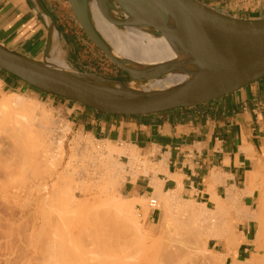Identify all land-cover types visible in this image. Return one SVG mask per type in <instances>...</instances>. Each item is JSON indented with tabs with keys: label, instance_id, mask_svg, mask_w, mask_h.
Here are the masks:
<instances>
[{
	"label": "rangeland",
	"instance_id": "obj_1",
	"mask_svg": "<svg viewBox=\"0 0 264 264\" xmlns=\"http://www.w3.org/2000/svg\"><path fill=\"white\" fill-rule=\"evenodd\" d=\"M68 8L70 9L69 14L66 11L65 7L63 8V11H64V24H65L64 27L71 28L73 33L72 34H68L67 39L69 40L70 43L68 44L69 45L68 46V52L66 50H64V60L62 59V62H64L65 64H67L70 68H72L74 70L81 71V72H86V73H91V74L101 75V76H106V77H113V76L115 77L116 76V77H119V78L120 77H122V78H124V77L125 78H130L131 77V73L130 72H128L126 69L120 67L117 63H114L111 60V59H115V61L116 60L119 61L118 56H117V59L114 56L116 54L114 53L113 50H112V53H110V57H111L110 60L111 61L109 59H108V61L109 62H113L114 63V66H116V67H112L111 64H109L105 59H103V57H101L99 55V52L91 45V43L86 39V37L84 36V34L82 33V31L76 25L78 23V20H77V18L75 16L73 10L71 9V7H68ZM84 17L88 20V22L90 23V26L92 27V29L96 33L95 34L96 37L99 36V35H101L96 30V27L93 25V23L91 21H89V19L86 17V15H84ZM78 39H79V41H78ZM82 43H83V45H82ZM98 50L102 51L101 48H99ZM152 73H154V72H152ZM2 91L3 92H6V93L16 92L19 95H24L28 99H31L33 101H38L41 104V107H43L46 110H50L49 112L52 114V116L53 117L54 116L56 117V118L55 117L54 118H55L57 124H55L53 126V128H52L53 129L52 131L54 132L53 133V138L55 139V141L53 139V142L58 141L56 143H57V146H58V143H59V145H61V151H62V153L60 152L59 147H57L55 145L56 143L52 144L53 146L52 145L50 146V153H51V155L49 156V158L50 157L51 158H50V160L48 158V160H47L48 162L45 163V165L47 164V166H50V167H45L44 164L42 166H38L40 164L37 163L36 165L38 166V169L39 170L41 169L40 170L41 173L39 171H36V174L37 175L40 173V175L35 176L36 178L37 177L39 178V176H40V178L39 179H36V180L38 181V180H40L42 178L43 179H45V178L47 179V177L49 176V173H52V171L54 172L57 169L60 170V171H62L61 168L64 167V171H63L64 172L63 173L64 174V177H63V174H62V177H61V179L64 178L63 179V183H62V180L61 181L59 180L60 182L58 181L57 184H56L58 186V188L56 187V185L54 186L53 198H49V200L52 199L51 202H50L51 205L49 203L48 204L50 206L44 205V204L47 203V201H48L47 200L43 204L44 208H42V205H39L40 207L37 206L35 209H32L31 208V205H29L30 203H28L30 201H27V200L30 199L29 196H32L31 194H33V192L32 193L30 192V195H29V192L27 190L29 183L26 184L27 183L26 182L24 184L25 188H26V185H27V188L25 189V191L23 190V188H24L23 185H22L23 188L20 187V185H21V183H20L21 181L20 180L21 179H23L25 181H30L29 180L31 178L30 172H32V171H29V170H31L30 167L28 169V166L27 165L24 164L25 167L22 165L27 170L26 172H25V170H23V172H22V171L19 170L20 167L16 165L19 169H17V167L15 166V169H17L16 170V174L14 172V174H12L11 177H10V175H8L10 178L7 175H3L2 174L3 172L0 169V180L4 183L3 185H5L4 186V190H3V195L4 196L2 195V197H1V194H0V205H1V207H0L1 208L0 209V214H1L0 217L3 214V216L5 218V219H3V216L1 217V222H2L3 225H5L6 222L8 223V221L10 222L9 219H11V220H14L15 219L16 222H17V224L14 223V222L13 223L16 224L17 227L19 226L18 229L21 227L20 225H22V227L20 228L21 231L19 230V234L22 232L21 234L23 235L26 232V234L28 236V233L30 232V229L32 227L31 224L36 221V224L35 225H37L38 223H39V225H41L42 224V220H43L42 217H44L46 215V213L48 215L53 214L55 212L58 213L60 211H62L60 213H64V211H63L64 208H65L64 207V204L65 203L67 204V202L70 201V198L68 196L71 195V192H69L71 190L72 193L73 192H76V193L80 194V195H78V197H79V199H81V202H80V205H78V207L76 208L77 215L78 214H87V215H90L89 216V220L88 221H83L79 225H76L75 224L76 226L74 225V222H73V224L71 226L74 225V227H71L70 226L72 233L70 232V234L68 233L65 236L63 235L62 237L64 239L63 238L61 239V234H60L61 232H62V234H64V231H62V229L64 230V227H63L64 221L62 222V224L61 223L59 224V225H62V226H58L57 225L59 227V229L62 227L60 229V231L58 230V227L57 226H56V229L55 230H57L58 232H55L54 229H51L52 230L51 231L50 228H49V230L51 232H53V233L55 232L54 234H56V237L57 236L59 237V235H60V239L62 241L64 240L63 242L61 241L63 243L62 246L64 245V248H65L64 249V252L65 251H68V252H66L67 253V256L68 257L71 256V258L73 260H75V261H73L70 258L72 260V263L73 264H75L76 261H78V263L81 262V264H82L85 261L83 259H86V257L88 255L89 256L90 255H93V257H94V254H95V256L96 255H99L98 257L96 256L98 259H101V257H102V259H101L102 261H103V259L105 260V257H106V260L105 261H107L108 259H110V260H113V259L117 260L118 259V261H119V259L120 260H123V258L126 259V260L128 258L131 259L134 256L136 257V256L141 255L142 253H144V255H147L149 253L151 254V252H152V254H154V253L156 254V252H159V251H156L157 250V247H158V250L160 248V245L155 248V246L158 245L157 243H158V240L159 239H160L159 240V244H162V243H165V242L167 243V241H168V244L169 245L172 244V242H173L174 243L173 246H175V247L177 246V244L181 243V245H178L179 247H181L182 245H185L183 247H187L189 249L190 246L192 245L193 247L191 246V249L192 248H196V250L198 252L195 249H192V251H190V249H189V252H192V253H190V255H192V256H190L191 259L196 258L197 256H199V254L203 252L202 249H204V253L207 251L206 252V256L208 255L207 258H209V259H206V256H203L204 253L203 254H200V258H198V257L197 258H198V260H200V259L202 260L201 257H203V260L205 259L208 262L212 261L211 264H239V263L240 264H249V263L250 264H255V263H252L254 261L257 264H263L264 263V261H262V259L264 260V226H263V224L260 223L259 220L256 221V219H252V225H251V249L249 251V254L246 255V258L241 259V260H235V259H230V258H227L226 259V254H228V252H231L235 248V246L238 244V239H237V236H238V232H237V222L239 220L238 219H233V218L231 219V217H232L231 214L233 212H235L234 210H236V212L239 211V210L236 209L237 206H238V208L240 209L239 212L244 211V212L253 213L254 215H256V213H258L263 208V206H264L263 201L262 200H259V196H258V194H259L258 193L259 187H261V185H264V165L262 167L259 166V174H260V178L259 179H258V175L255 174L256 172H254V171H253L254 173L252 172L253 173V176H252V174H249L248 175L247 179H249V180L246 181V188H248L247 191H250L251 190L252 192L250 191L251 192V193L249 192L250 193L249 194L250 197H248V198H246L244 200L242 198L243 197V194H248V193L246 191V188H245V190L243 189L244 190V193H243V190H242L240 192L239 196L237 197L239 201L237 200V198L234 200V201H236V202L233 203L234 208L236 207L235 209H233V207L230 208V209L224 207L223 209L220 210V212H218V211H216V209L206 208L203 204L196 203V202H194L192 200L183 199L179 194L176 193V191H171L170 192V199L171 200L169 201V203H171V204H169V203L166 204V202L163 203L165 201V199H163V202L161 201L162 198H164V197L163 196L162 197L160 196V194L161 195H164V193H166V192H161L160 191L159 192L160 194L158 196L161 197V198L159 199V197L157 196L158 204L161 205V206L159 205V207L157 209L160 212V216H159V218L157 220L148 221L147 214H148V212L150 210H152V208L148 205V199L150 197H153V196L155 198V196L157 194L155 193L156 195H154V193L153 194L151 193L150 195H148L145 198H143L142 199L143 201H142V200H140L141 198L140 199H133L134 197L132 198L131 196L125 195L124 192H123V190H122V187H123V184H125L128 179H131L132 178L134 180L137 177H143V176H146L149 172H155V171H148V172H146L147 174H145V170L142 171L143 170V167L146 166L145 163H143V162L142 163L141 162H137V163H135L134 165H132L130 167V166L127 165L128 158L124 154L115 153L113 155V157H114L113 159L114 160L111 162V164L113 166L111 165V167L113 169H115L114 172H116V175L117 176H115V177H117L116 178L117 180H115L114 184H112L111 187H109V186H108V188H107V186L105 187V185H104L105 178L108 177L109 175L107 176L106 174L105 175L103 174V171L104 170L102 171V169H104V166H100V164L98 163V162H100L99 159L101 160L102 157L99 156L100 154L96 153V151L94 152V149L96 150V148L98 147V148H100V149H102V150L105 151V147L107 145H109V144L110 145L112 144V145H115V146H120L121 144H117V143H115L113 141H110V140L101 139L100 138L101 136H93L92 134H90L89 132H87V130H86V129H88L87 127H85V129H82V126L79 125V124H77L80 121V117H78V115H76V113L78 111V107L79 108L81 107L80 104L75 103L73 101L66 100V99H64L62 97H59V96H56V95H53V94H50V93H46V92H42V91L41 92L40 91H36L34 89H31V87L29 89H19V88H16V87L4 86L1 83V81H0V93ZM90 110H92V109H90ZM92 114H93L92 111H88L87 119H94V117L91 116ZM54 118H53V120H54ZM84 119H86V118H84ZM55 120H54V122H55ZM59 122H61V123H59ZM59 124H60V127L61 128H58L59 127ZM1 126H0V131L2 133L0 132V138L3 139L4 135L7 134V136L5 135V138L8 139L7 141L11 140L10 142H13L14 140L12 141V139H13L12 137H14V136L11 134V132L10 131H7L10 134L7 133L5 130H8V129H6V127L2 126L3 128H5V129H3ZM63 127H64V129H63ZM1 128H2V130H1ZM56 128H57V130H56ZM61 130L63 131V133H62ZM57 134L59 136L61 135L60 136L61 138L58 137ZM79 135H80L81 138L79 137ZM72 136L75 139H72ZM77 136L79 137V140H76V139H78ZM56 138H57V140H56ZM82 138H83V140H82ZM6 139H5V141L4 140H2V141L0 140V148L2 147L0 149V152L2 153V155L4 154V152H6V150L9 147V142H7ZM14 139H15V137H14ZM80 139H81V141H80ZM84 139H87V140H84ZM73 140L74 141L75 140L76 141H79V143H77L76 145L75 144H72ZM84 141L85 142L87 141V142L85 143ZM4 142H5L6 145H8V147L4 144ZM10 144H13V143H10ZM92 144H93L92 147L89 146V145H92ZM32 145H35L37 147V144L36 143H33ZM32 145L30 144L28 146L33 148L34 146H32ZM83 145L88 150L87 149L84 150V146ZM36 147L34 149H36ZM38 147H37L38 149H36V150H33L32 149V151H30L31 148L30 149H28L27 147L26 148L29 150L30 153L31 152L34 153L36 151V154H37V152H39V150H40V146H38ZM93 147H95V148L93 149ZM3 148L6 149V150L4 151ZM55 153L56 154L58 153V154L56 155ZM59 153L61 154V156H60ZM138 153L141 155V157H145V155H142L140 152H138ZM83 156L85 158H83ZM3 157L8 158V156H3ZM71 157H72V159H71ZM97 157H98V159H97ZM93 158H94V160H93ZM91 161H93V162H91ZM118 161L120 163L122 162L121 164H119V166L117 165L118 164L117 163ZM40 163H42V162H40ZM101 165H103V164H101ZM148 165L149 166H152L154 164L150 162ZM43 166H44V170L42 168ZM51 166H54V167H51ZM133 167H135L134 168V171L132 170ZM46 168H49V169L47 170ZM123 170H124V172H123ZM129 170L131 171V174H129V172H130ZM44 171H46V173L48 171V173L46 174V173H44ZM37 172H39V173H37ZM132 172H133L134 175L132 174ZM24 173L25 174L26 173L27 174L29 173L28 176L26 174L27 178H26V176L23 177V175H25ZM2 175L4 176V178L6 177L5 178L6 181L2 178ZM41 175L42 176L43 175H45V176L48 175V176L47 177H45V176L42 177ZM254 175H256L257 178H254ZM29 176H30V178H29ZM249 176L253 177L254 180H253V178L250 179ZM92 177L94 178V180H92ZM109 177H108V179H109ZM111 177L112 178H115L114 175L111 176ZM68 178H69V181H68ZM9 179H11L12 181L9 180ZM43 179H42V181H40V183L43 182ZM256 179L259 180V182ZM102 180H103V182H102ZM68 182H70V183H68ZM17 184H20V185H17ZM64 184H65V186H64ZM253 184L255 185V187H254ZM68 186H70V188ZM248 186H250V188ZM5 189H6V192H5ZM68 189H70V190H68ZM78 189H79V191H78ZM85 189H87V191ZM26 190H27V192H26ZM65 190L67 192H69V195H68V193ZM4 192L6 193V196H5ZM83 193L85 194V196H82ZM231 193H233V192H231ZM112 195H113V197H112ZM9 196L12 198V200L9 198ZM27 196L29 197V199H28ZM7 197H8V199H7ZM57 197H58L59 200L56 199ZM130 197L133 200H129V199H131ZM54 198H55V202L56 203L58 202L59 209H61V210L57 209L58 208L57 207L58 204H57V206L54 205ZM5 199H7V200L5 201ZM229 199H230V197L228 198V196H227L226 200L224 202H221V203H226V202L230 201ZM113 200L114 201L115 200L116 201H120V202H123V203H126L127 202L128 204L131 203L130 204L131 205L130 206L131 208L129 206H128V208L127 207H124L123 205L121 206L123 208H120L117 205H114L112 203ZM244 201L250 206V207H247V209H246V207H243ZM60 204H63V205L61 206ZM163 205L166 206L167 208H165ZM51 206L52 207L53 206L57 207L56 209L58 210V212L55 209V207H53L54 208V210H53V208ZM47 207H48V209H47ZM37 208L38 209L41 208L42 211H43V214L44 213L45 214L44 215H41L42 212L40 210H39L40 213L37 212V210H38ZM50 208H52V209H50ZM191 209H192V211L193 210L194 211L192 212ZM195 209H196V211H195ZM44 210L45 211L47 210V212H44ZM32 211L34 212V214H33L34 216L33 215L31 216V214L33 213ZM50 211L53 212V213H51ZM25 212H26V214H25ZM29 212H31V213H29ZM48 212H50V213H48ZM83 212H85V213H83ZM28 214H30V216H28ZM38 214H40L41 217H39L40 215H38ZM51 216L52 215H50L48 217H51ZM133 216H135V217H133ZM34 217L35 218L37 217L36 220H35ZM193 217H195V218H193ZM39 219H41V220H39ZM227 219H229V220H227ZM33 220H34V222H32ZM222 220L225 221V223H227V224H225L224 222H222ZM190 221H192L193 223L190 222ZM19 222H20V224H19ZM202 222H204V223H202ZM165 223H167V224L169 223L168 226ZM217 223H219V225ZM220 224L222 225V227L224 226L226 228L228 227L226 225L229 224V228H227V229L232 230L231 233L234 232L233 234H235V235L232 234L233 239H234V240H232V242L235 241V240H236V242L235 243L233 242L234 244L232 242H231L232 244L231 243H228L229 244V246H228V244H226L223 241V242L220 243V246H222V247H216V249L214 250V248L212 247V242H210L209 245H207V242H208V240L210 238H213L212 236H209V234L211 233V231L213 229L212 226L214 225V227H215L217 225L215 228H218L220 226ZM126 225H127V228H126ZM209 225H210V227H209ZM43 226H44V224H43ZM45 227L46 226L43 227L42 232L44 231V228ZM164 228L166 229L165 231L163 230ZM190 228H191V230H190ZM194 228H196V229H194ZM209 228L211 229V231H210ZM198 229L202 232V234H201V232ZM24 230H25V232H24ZM27 230H28V232H27ZM46 231H48V228L46 229ZM50 231H49V233H50ZM167 231H169V233H167V239H164L163 238V240H162V238H160V237H163L162 235H164L165 232H167ZM192 232H195L196 235L194 234V236L196 238H198V239H196L193 236V233ZM206 232L207 233L209 232V233L206 234ZM53 233H51V234H53ZM190 233L192 235H189ZM21 234H20V236L17 234L18 237L16 236L18 238V239L17 238L15 239V240H17V242H15L17 246H15V243H14V240H13V243H14L13 245H14L15 249H13L14 247H13L12 243L7 242L9 239L7 238L8 239L7 240L6 237L4 238L5 240L2 239V236L0 234V237H1L0 238V243L1 244L5 243L4 244L5 245L4 248H7V250L6 249L5 250L3 249L4 250V252H3L4 254H3L2 253V247L3 246H0L1 247L0 248V264H6V263H4L5 261L6 262L9 261V264H18L23 259V257L21 256L22 254H19L18 251L21 248H24V250H25V248L30 247V245H29L28 242L31 241L30 244L33 246L36 243L37 244L39 243V245H40V243L42 241L44 243L47 241L46 240L47 239L46 238L47 236L45 237L46 239L37 237V240H39L38 242H37V240H35V242L33 240L36 237L35 238L34 237L31 238V240H29V239L27 240L25 238V240L27 242V244H26V242H25V240H23L24 238H23V236ZM45 234L47 235V233H45ZM51 234H49V239H50L51 236L53 237V235H51ZM136 235L137 236H140V237L137 238ZM186 235L189 236V238H187ZM214 235H216V233ZM39 236H40V233H39ZM121 236H123V237H121ZM141 236H142V238L144 236V238H143L142 241H140ZM172 236H173V238H172ZM234 236H235L236 239L234 238ZM41 237H43V236L41 235ZM131 237H132V239H131ZM217 237H219V236L217 235ZM182 238H183V241H181ZM44 240H46V241H44ZM151 240H153L152 241L153 243L152 242L150 243ZM165 240H167V241H165ZM170 240H171V242H169ZM189 240H191V242H189ZM144 241H145V243H141V242H144ZM160 241H163V242L160 243ZM178 241H179V243H178ZM184 241H186L187 243L184 242ZM188 242L191 243V245ZM196 242L197 243L199 242V244H197ZM21 243H24V244H21ZM146 243L148 244V246H147ZM166 243L165 244H162V245L164 247H166ZM193 243H194V245H193ZM216 243H218V242L216 241ZM140 244H142V246ZM6 245H9V246L7 247ZM23 245H25V246L23 247ZM126 245H128V247ZM137 245L139 247H137ZM169 245L166 248L169 247V250H170V248H173L172 250L175 249L173 246L170 247ZM226 245L229 248L228 247L226 248L225 247ZM43 246L44 245H41V247L40 246H38V247L42 248ZM9 248H11L12 250H14L15 252L14 251L12 252L11 249L9 251ZM152 249L153 250L155 249V250L153 251ZM193 250L195 251V253H194ZM199 250H202V251L200 252ZM224 250H226L227 253L223 254L222 252ZM8 251H9V253L10 252L11 253H14V254H11L10 253L13 258H11V257L8 258L9 256H11L8 253ZM21 251H22V249H21ZM100 252H101L102 255L100 254ZM114 252H117V253H114ZM1 254H3V256H1ZM69 254H70V256H69ZM111 254H114V257ZM253 254H254L255 257L257 256L256 258H258V260L255 259V260L252 261V259L254 258V256H252ZM16 255H17V257H14ZM121 255H123V256H121ZM125 255H127V256H125ZM18 256H20V257H18ZM103 256H105V257H103ZM96 257H94V258L97 259ZM107 257H108V259H107ZM213 257H215L216 259L213 260ZM251 257H252V259L250 260ZM4 258L7 259V260H5ZM197 258L193 262L198 261ZM9 259H11V260H9ZM201 260L199 261V263H196L195 262V264H200L201 263ZM205 260L202 261V263L203 264H206V263L209 264ZM113 262H114V260H113ZM68 263H69V261L66 262V264H68ZM116 263H117V261H116ZM19 264H22V262L19 263ZM69 264H71V262ZM76 264H77V262H76Z\"/></svg>",
	"mask_w": 264,
	"mask_h": 264
},
{
	"label": "crops",
	"instance_id": "obj_2",
	"mask_svg": "<svg viewBox=\"0 0 264 264\" xmlns=\"http://www.w3.org/2000/svg\"><path fill=\"white\" fill-rule=\"evenodd\" d=\"M201 1L230 16L264 18V0ZM64 7L69 14L67 0H0V44L50 65L65 67L64 50L68 52L67 37L73 32L64 27ZM92 23L108 39L114 53L122 54L136 68L133 55L118 38L93 16ZM76 25L80 27L79 23ZM109 64L116 67L113 62ZM0 81L8 87L30 88L6 72L0 73ZM88 111L93 112L94 119H87ZM76 115L80 117L77 124L82 129L87 127L93 136L135 146L156 167L161 164L162 169L158 167L155 172L123 184L124 194L137 199L150 195L152 186L161 181V192L176 191L183 199L214 209L226 200L228 189L240 193L246 187L248 174L264 165V77L231 94L191 107L127 117L99 114L81 106ZM248 197L249 194H243L242 198ZM243 207L250 206L244 201ZM147 216L148 221H154L160 212L152 209ZM238 220V244L226 254V259H244L251 249L252 219ZM210 242L214 250L222 247L216 238H210L207 245Z\"/></svg>",
	"mask_w": 264,
	"mask_h": 264
},
{
	"label": "bare ground",
	"instance_id": "obj_3",
	"mask_svg": "<svg viewBox=\"0 0 264 264\" xmlns=\"http://www.w3.org/2000/svg\"><path fill=\"white\" fill-rule=\"evenodd\" d=\"M74 1V3L80 8V10L82 11V13H83V15H86V17L89 19V21H91L92 22V16L93 17H95L97 20H99L105 27H107L108 28V30L110 31V33L112 34V35H114L116 38H118V40L121 42V44L123 45V47L128 51V52H130L132 55H133V59H134V64H135V66H136V68H134L132 65H131V61L130 62H128V60L122 55V54H119V53H115L116 55H114L115 57H116V59H117V56H118V58H119V62H122L123 64H125L126 65V67L128 68V72H130L131 73V77L130 78H128V79H118V78H114V77H111V78H114V79H117V80H115V81H111V82H108V83H106V82H104V81H102V80H99V79H95V77H93V76H84V77H86L87 79H90V80H93L94 82H97V83H101V84H105V85H110V86H113V87H119V88H130V89H138V90H149V89H153V88H157V87H162V86H169V85H173V84H178V83H182V82H185L186 80H188V78H191L192 76H193V74H194V72L195 71H193V70H190V69H177V70H175V71H173V72H169V73H167V74H165V75H157V73H155V68H157L158 66H160V65H165V64H167V63H171V62H173V61H176V60H179V58H180V56H181V53L173 46V44H171L170 43V41L164 36V35H161V34H158L154 29H152V28H150V27H145V26H141V25H137V24H127V25H124V26H117V25H115V24H113V23H110V22H108V21H106L103 17H102V14L100 13V11L98 10V6H103V8H105L106 6H107V9H108V13L109 14H111L113 17H116V18H119V16H120V13L116 10V9H114V8H109V6H108V2H107V0H73ZM54 30V29H53ZM55 31V30H54ZM56 32V31H55ZM100 33V32H99ZM101 34V33H100ZM98 37V38H97ZM96 38L98 39V40H101L102 41V43L105 45V47L108 49V53H109V55H108V57L111 59V57H110V53H112V46H111V44H110V42L108 41V39L103 35V34H101V35H99V36H97ZM122 47V48H123ZM100 48V47H99ZM132 57V56H131ZM129 59V58H128ZM114 63H117V60L115 61V59H111ZM51 66H53V67H56V68H59V69H62V70H72L73 71V69H71L68 65H66L65 67H60V66H57V65H51ZM121 67V66H120ZM152 72H154V73H152ZM70 101V100H69ZM76 103V102H75ZM50 110H46V109H44L43 107H41V104L38 102V101H33V100H31V99H28L27 97H25L24 95H19L18 93H16V92H10V93H6V92H1L0 93V124L2 125V126H4V127H6V129H8V130H5L6 132L7 131H10L11 132V134L15 137V139H14V137H10L11 139H12V141L13 142H10L11 140H9V141H7L8 139H6L5 138V135L7 136V134H5L4 135V137H3V139H1L0 138V140L2 141V140H4L5 141V139H6V141L7 142H9V147H8V145H6L5 144V142H4V144L8 147V149L6 150V149H4V151L6 150V152H4V154L2 155V153L0 154L1 156H0V169L2 170V174L3 175H10V177H11V175L12 174H14V172H15V174H16V170L17 169H19L17 166H19L20 167V171H22L23 172V170H25V172L27 171L24 167H25V165H27L28 166V169H29V167H30V169L31 170H29V171H32V172H30V174H31V178H30V176H29V180L30 181H25V180H23V179H21L19 182L21 183V185L20 184H17V185H20V187H22V185H23V190L25 191V189L27 188V185H26V188H25V186H24V184L26 183V184H28V188H27V190H28V192H29V195H30V192L32 193L33 192V194H31L32 196H29L30 197V199H29V197H28V199L29 200H27V201H30V202H28V203H30L29 205H31V208L32 209H35L37 206H39V205H42V208H44V206H43V204L45 203V201H47V203L46 204H44V205H46V206H50L51 205V200H49V198H53V194H54V186L57 184V182L60 180H62V183H63V179H61V177H62V174L64 173L63 171H64V167L63 168H61V170L62 171H60V170H56V171H52V173H49V176L48 175H43V176H45V177H47V179L45 180V179H43V182L42 183H40V181H42V179H40V180H36V179H39L40 178V176H39V178L37 177H35V176H38V175H40V170L38 169V166H42L43 164L45 165V163H47L48 161V158H49V156L51 155V153H50V146L52 145V144H54V143H56V142H58V141H56V142H53V126L55 125V124H57V122H56V120H55V118L52 116V114L49 112ZM53 118H54V120H55V122H54V120H53ZM62 120V119H61ZM59 123H61V122H59ZM0 125V126H1ZM1 126V127H2ZM3 128V127H2ZM2 128H1V130H2ZM58 128H61L60 127V124H59V127ZM3 129H5V128H3ZM63 129H64V127H63ZM67 129V128H66ZM56 130H57V128H56ZM4 131V130H3ZM60 131V130H59ZM62 131V130H61ZM1 132V131H0ZM2 133V132H1ZM7 133H9V132H7ZM61 133V132H60ZM59 133V134H60ZM62 133H63V131H62ZM10 134V133H9ZM56 134V133H55ZM57 136L58 137H60L58 134H57ZM78 137V136H77ZM76 137V138H77ZM79 137H80V135H79ZM79 137H78V139H76V140H79ZM5 138V139H4ZM25 138V139H24ZM61 138V137H60ZM81 138V137H80ZM72 139H75V138H73V136H72ZM90 139V138H89ZM56 140H57V138H56ZM69 140V139H68ZM74 141L73 140V142H72V144H77V143H79V141ZM82 140H83V138H82ZM84 140H87V139H84ZM92 140V139H91ZM54 141H55V139H54ZM80 141H81V139H80ZM85 142V141H84ZM87 142V141H86ZM85 142V143H86ZM10 143H13V144H10ZM33 143H36L37 144V147L38 146H40V150H39V152H37V154H36V151L34 152V153H30L29 152V150L28 149H30L31 148V150L30 151H32V149L33 150H36V149H38L35 145H32ZM81 143V142H80ZM32 145V146H34L33 148L32 147H29L28 145ZM61 144V143H60ZM84 144V143H83ZM97 144V143H96ZM121 144V143H120ZM56 146H57V143L55 144ZM74 145V146H75ZM79 145V144H78ZM85 145V144H84ZM83 145V146H84ZM4 146V145H3ZM53 146V145H52ZM89 146H93V144L92 145H89ZM28 149H27V148ZM36 147V149H34ZM57 147H59V149H60V152L62 153V151H61V145H59V143H58V146ZM2 148V147H1ZM0 148V149H1ZM76 148V147H75ZM95 147H93V149H94ZM98 148V147H97ZM96 148V150L94 149V152L96 151V153H98V154H100L99 156H101L102 158H101V160L99 159V161L100 162H98L99 164H100V166H104V169H102V171H103V174L105 175H109L110 177L111 176H113L114 175V177L115 176H117L116 175V172H114V170L115 169H113L112 167H111V162L114 160L113 158V155L115 154V153H118V154H124L127 158H128V162H127V165L128 166H132V165H134L135 163H137V162H143V163H145L146 164V166H144L143 167V170L142 171H144L145 170V174H147L146 172H148V171H156L157 169H158V167H159V165H161V164H157V167H156V164L155 165H152V166H149L148 164L150 163V161L147 159V157L145 156V157H141V155L138 153V150L136 149V147L135 146H131V145H128V144H124V143H122L120 146H115V145H107L106 147H105V151L104 150H102V149H100V148H98L97 149ZM56 149V148H55ZM85 149H87L85 146H84V150ZM92 149V148H91ZM264 149V148H263ZM57 150V149H56ZM88 150V149H87ZM3 151V150H2ZM91 151V150H90ZM86 153V152H85ZM93 153V152H92ZM56 154V153H55ZM58 154V153H57ZM56 154V155H57ZM60 154V153H59ZM152 154V153H151ZM3 156H8V158H5V157H3ZM60 156H61V154H60ZM71 156V155H70ZM90 156V155H89ZM105 156V157H104ZM3 157V158H2ZM69 157V156H68ZM2 158V159H1ZM51 158V157H50ZM50 158H49V160H50ZM83 158H85L84 156H83ZM89 158V157H88ZM61 159V158H60ZM71 159H72V157H71ZM91 159V158H90ZM89 159V160H90ZM97 159H98V157H97ZM93 160H94V158H93ZM40 162H42V163H40ZM51 162V161H50ZM49 162V163H50ZM69 162V161H68ZM89 162V161H88ZM91 162H93V161H91ZM264 162V161H263ZM40 164V165H36V164ZM96 163V162H95ZM97 163V164H98ZM118 164V166H119V164H121L119 161L117 162ZM25 164V165H24ZM101 164H103V165H101ZM17 165V166H16ZM24 167H23V166ZM52 165V164H51ZM123 165V164H122ZM148 165V166H147ZM15 166L17 167V169H15ZM113 166V165H112ZM257 166V165H256ZM261 166V165H260ZM45 167H50V166H47V164L45 165ZM51 167H54V166H51ZM68 167V166H67ZM94 167V166H93ZM27 168V167H26ZM43 168V170H44V166L42 167ZM71 168V167H70ZM134 168L135 167H133V171H134ZM148 168V169H147ZM160 169H162V167H159ZM47 170L49 169V168H46ZM53 169V168H52ZM51 169V170H52ZM257 170H254V172H256L255 174H257L258 175V179L260 178V174H259V168H256ZM50 170V171H51ZM120 170V169H119ZM165 170V169H164ZM28 171V172H29ZM36 171H39V172H37V173H39L38 175L36 174ZM117 171V170H116ZM122 171V170H121ZM130 171V170H129ZM18 172V171H17ZM21 172V173H22ZM123 172H124V170H123ZM128 172V171H127ZM250 172V171H249ZM253 171H251V173H249V174H252V176H253V173H252ZM19 173V172H18ZM17 173V174H18ZM44 173H46V171H44ZM47 173H48V171H47ZM46 173V174H47ZM122 173V172H121ZM141 173V172H140ZM143 173V172H142ZM23 174V173H22ZM25 174V173H24ZM27 174V173H26ZM26 174L25 175H23V177H25L26 176ZM129 174H131V171L129 172ZM132 174H133V172H132ZM213 174V173H212ZM248 174V175H249ZM2 175V178L5 180V178H4V176ZM29 175V173L27 174V176ZM134 175V174H133ZM14 176V175H13ZM21 176V175H20ZM27 176H26V178H27ZM42 176V175H41ZM42 176V177H43ZM108 176V177H109ZM131 176V175H130ZM9 177V176H8ZM9 177V178H10ZM22 177V178H23ZM63 177H64V174H63ZM108 177H106L105 178V183H104V185H105V187L107 186V188H108V186L109 187H111L112 186V184H114V182H115V180H117L116 178L117 177H115V178H110L109 177V179H108ZM119 177V176H118ZM214 177V176H213ZM212 176H211V178H213ZM248 177V176H247ZM13 178V177H12ZM66 178V177H65ZM154 178V177H153ZM152 178V179H153ZM249 178L251 179V178H253V177H251V176H249ZM254 178H257V176L256 175H254ZM254 178H253V180H254ZM15 179V178H14ZM103 179V178H102ZM119 179V178H118ZM132 179V178H131ZM151 179V180H152ZM215 178H213L212 179V181L214 180ZM9 180H11V179H9ZM17 180V179H16ZM27 180V179H26ZM92 180H94V178L92 177ZM133 180V179H132ZM154 180V179H153ZM157 180V179H156ZM155 180V183L158 181H156ZM160 180V179H159ZM247 180H249V179H247ZM252 180V181H253ZM257 180V179H256ZM1 181V180H0ZM6 181V180H5ZM12 181V180H11ZM59 181V182H60ZM68 181H69V178H68ZM258 182H259V180H257ZM2 182V181H1ZM0 182V194H1V197H2V195H3V190H4V186L5 185H3L4 183L2 182L1 183ZM66 182V181H65ZM102 182H103V180H102ZM256 182V181H255ZM254 182V183H255ZM68 183H70V182H68ZM153 183V182H152ZM151 183V184H152ZM159 183H161L162 184V182L160 181V182H157L156 184H154L152 187H153V192H152V194L154 193V195H156L155 196V198L157 199V196L160 194L159 192H160V186H159ZM9 184V183H8ZM12 184V183H11ZM15 184V183H14ZM13 184V185H14ZM67 184V183H66ZM160 184V185H161ZM99 185V184H98ZM102 185V184H101ZM254 185V184H253ZM16 186V185H15ZM64 186H65V184H64ZM103 186V185H102ZM56 187L58 188V186L56 185ZM69 188H70V186H68ZM229 187H231V186H229ZM228 187V188H229ZM249 188H250V186H248ZM254 187H255V185H254ZM258 187V186H257ZM6 188V187H5ZM12 188V187H11ZM17 188V187H16ZM21 188V189H22ZM56 188V189H57ZM67 188V187H66ZM80 188V187H79ZM86 188V187H85ZM246 188V187H245ZM245 188H244V190H245ZM18 189V188H17ZM77 189V188H76ZM209 189V188H208ZM211 190H212V188H210ZM247 189L248 188H246V191H247ZM252 189V188H251ZM27 190H26V192H27ZM68 190H70V189H68ZM86 191H87V189H85ZM167 190V189H166ZM225 190H227V188L225 189ZM234 190V189H233ZM244 190H243V193H244ZM8 191V190H7ZM22 191V190H21ZM66 191V190H65ZM78 191H79V189H78ZM84 191V190H83ZM172 191V190H171ZM171 191H165L166 193H164V195H161L160 194V196L162 197H164V198H162V202H163V199H165V201L163 202V203H165L166 202V204L167 203H169V201L171 200L170 199V192ZM228 191L230 192L227 196H228V198L230 197V201H228V202H226V203H221V202H219V200H218V204H217V206H216V208H214V209H216V211H218V212H220V210L221 209H223L224 207L225 208H232L233 207V209H235L234 208V205H233V203L234 202H236V201H234L238 196H239V194L240 193H235V192H233V193H231V191L228 189ZM236 191V190H235ZM251 191V190H250ZM250 191H247V193L248 194H250L251 192ZM5 192H6V189H5ZM4 192V194H5V196H6V193ZM67 192V191H66ZM69 192H71V195H69ZM69 192H67L68 193V197L70 198V201L69 202H67V204L65 205L64 204V213H60V212H62V211H60V212H58V210L57 209H59V204H58V202L56 203L55 202V198H54V205L55 206H57V204H58V208L57 207H55V206H53V207H55V209L57 210V212L58 213H56L55 211V213H53V212H51V213H53V214H50V215H52L51 217H48V216H50V215H48L47 213H46V215L44 216V217H42L43 218V220H42V224L41 225H39V223L37 224V225H35L36 224V221L34 222V220L32 221V222H34V223H32L31 224V229H30V232L28 233V236H27V234H26V232H25V230H24V234L22 235L21 233V235L23 236V240H25V238L28 240H31V238H35V239H33L34 240V242H35V240H37V237H40V238H43V239H46V240H44V241H46L45 243L42 241L41 243H40V245H39V243L37 244H35V245H31L30 244V242H28L29 243V245H30V247H28L27 245V247L28 248H25V250H24V248H21L22 249V251H21V249L18 251L19 252V254H22L21 256L23 257V259H22V264H66V262H68L69 261V263L71 262V264H73L72 263V258H71V256H70V254H69V256L70 257H68L67 256V253L66 252H68V251H65L64 252V245L62 246V242L64 241H62L61 239L63 238L62 236L64 235H66V234H70V232H71V227H74V225L76 224V225H79L80 223H82L83 221H88L89 220V216L90 215H87V214H78L77 215V211H76V208L78 207V205H80V202H81V199H79V197H78V195H80V194H78V193H76V192H73L72 193V191L70 190ZM227 191H225V193H226ZM237 192V191H236ZM250 192V193H249ZM65 193V192H64ZM156 193V194H155ZM211 193V192H210ZM212 193H213V190H212ZM258 196H259V200H262L263 201V203H264V185H261V187H259V189H258ZM59 194V193H58ZM10 195V194H9ZM4 196V195H3ZM58 196V195H57ZM82 196H85V194L83 193L82 194ZM110 196V195H109ZM213 196V195H212ZM215 196V195H214ZM25 197V196H24ZM26 197V198H27ZM67 197V196H66ZM112 197H113V195H112ZM154 197V196H153ZM159 197V196H158ZM161 197H159V199L161 198ZM9 198L12 200V198L9 196ZM131 198V197H130ZM133 198V197H132ZM129 199V200H133V199H137V198H133V199ZM140 198V197H139ZM218 198V197H217ZM7 199H8V197H7ZM7 199H5V201L7 200ZM32 199V200H31ZM56 199H58V197L56 198ZM158 199V200H159ZM59 200V199H58ZM57 200V201H58ZM68 200V199H67ZM117 200V199H116ZM112 201V203L114 204V205H117L118 207H120V208H123V207H121L122 205L124 206V207H127L128 208V206L130 207L131 205V203H123V202H120V201ZM140 200H142V199H140ZM237 200H238V198H237ZM4 201V200H3ZM9 201V200H8ZM143 201V200H142ZM216 201H217V199H216ZM239 201V200H238ZM53 202V201H52ZM161 202V203H162ZM191 202V201H190ZM50 205H49V204ZM192 203V202H191ZM239 203V202H238ZM53 204V203H52ZM169 204H171V203H169ZM61 206L63 205V204H60ZM159 205L160 204H158V207H159ZM165 205V204H164ZM163 205V206H164ZM236 205V204H235ZM161 206V205H160ZM162 206V207H163ZM196 206V205H195ZM0 207H1V205H0ZM40 207V206H39ZM52 207V206H51ZM52 207V208H53ZM165 208H167L166 206H164ZM30 208V209H31ZM52 208H50V209H52ZM61 208V207H60ZM63 208V207H62ZM131 208V207H130ZM170 208V207H169ZM183 208V207H182ZM191 208V207H190ZM1 209V208H0ZM38 209V208H37ZM47 209H48V207H47ZM162 209V208H161ZM194 209V208H193ZM237 210H239L240 211V209L238 208V206H237V208H236ZM21 210V209H20ZM27 210V209H26ZM42 212V214L41 215H44L43 214V211H42V209L40 208V209H38L37 210V212H39L40 213V211ZM53 210H54V208H53ZM59 210H61V209H59ZM130 210V209H129ZM163 210V209H162ZM165 210V209H164ZM2 211V210H1ZM36 211V210H35ZM191 211H192V209H191ZM190 211V212H191ZM194 211V210H193ZM192 211V212H193ZM195 211H196V209H195ZM235 212H233L231 215H232V217H231V219L233 218V219H239V218H250V219H256V221H260V223L261 224H263V226H264V206H263V208L258 212V213H256V215H254L253 213H247V212H244V211H241V212H236V210H234ZM33 212V211H32ZM44 212H47V210L45 211L44 210ZM50 212H48V213H50ZM89 212V211H88ZM87 212V213H88ZM168 212V211H167ZM189 212V211H188ZM206 212V211H205ZM210 212V211H209ZM29 213H31V212H29ZM83 213H85V212H83ZM202 213V212H201ZM24 214V213H23ZM25 214H26V212H25ZM34 214V212L31 214V216ZM89 214V213H88ZM133 214V213H132ZM198 214V213H197ZM1 215V214H0ZM37 215V214H36ZM38 215H40V214H38ZM41 215L39 216V217H41ZM194 215V214H193ZM196 215V214H195ZM201 215V214H200ZM2 216H3V214H2ZM1 216V217H2ZM21 216V215H20ZM28 216H30V214H28ZM34 216V215H33ZM136 216V215H135ZM135 216H133V217H135ZM202 216V215H201ZM1 217H0V234H1V236H2V239H4L5 237H6V239L8 240L7 242H10V243H12V245L15 243V242H17V240H15L18 236H17V234L20 236V234H19V230H20V228L22 227V225H20L21 227L18 229V227H17V222H16V220L14 221V220H11V219H9L10 220V222L8 221V223L6 222V224L5 225H3L2 224V222H1ZM12 217V216H11ZM18 217V216H17ZM26 217V216H25ZM24 217V218H25ZM35 218V217H34ZM37 218V217H36ZM36 218H35V220H36ZM41 218V219H42ZM167 218V217H166ZM165 218V219H166ZM193 218H195V217H193ZM3 219H5L4 218V216H3ZM22 219V218H21ZM41 219H39V220H41ZM27 220V219H26ZM134 220V219H133ZM195 220V219H194ZM204 220V219H203ZM227 220H229V219H227ZM12 221V222H11ZM28 221V220H27ZM64 221V224H63V227H64V230L62 229V231H64V234H62V232L60 233L61 234V239H60V235H59V237L57 238L56 237V234H54L55 232H58L57 230H55L56 229V226L58 225V226H62V225H59L60 223L62 224V222ZM167 221V220H166ZM5 222V221H4ZM16 223V224H14V223ZM41 222V221H40ZM73 222H74V225L73 226H71L72 224H73ZM126 222V221H125ZM135 222V221H134ZM169 222V221H168ZM176 222V221H175ZM190 222H192V221H190ZM205 222V221H204ZM204 222H202V223H204ZM222 222H224L225 223V221H223L222 220ZM31 223V222H30ZM127 223V222H126ZM136 223V222H135ZM193 223V222H192ZM220 223V222H219ZM219 223H217L218 225H219ZM19 224H20V222H19ZM43 224H44V226H46L47 228H48V231H46V229L44 228V231L42 232V230H43ZM140 224V223H139ZM165 224H167V223H165ZM169 224V223H168ZM168 224H167V226H168ZM185 224V223H184ZM225 224H227V223H225ZM26 225V224H25ZM24 225V226H25ZM28 225V224H27ZM75 225V226H76ZM190 225V224H189ZM192 225V224H191ZM30 226V225H29ZM57 226V227H58ZM71 226V227H70ZM170 226V225H169ZM193 226V225H192ZM217 226V225H216ZM215 226V227H216ZM221 226V227H220ZM220 226L218 227V228H215L214 227V225L212 226V231H211V229H210V231H211V233L209 234V236H212L213 238H216V241L218 242L217 244H220L221 242H225L226 244H228V243H231L232 242V240H234L233 239V236H232V234L234 233H231V231L232 230H230V229H227V228H229V224L228 225H226V226H228L227 228L226 227H222V225L220 224ZM261 226V225H260ZM28 227V226H27ZM165 227V226H164ZM172 227V226H171ZM182 227V226H181ZM191 227V226H190ZM197 227V226H196ZM209 227H210V225H209ZM24 228V227H23ZM30 228V227H29ZM38 228V229H37ZM49 228H50V230L51 229H54L55 230V232L53 233V232H51L50 230H49ZM62 228V227H61ZM60 228V229H61ZM77 228V227H76ZM126 228H127V225H126ZM166 228V227H165ZM163 229L164 231L166 230V229ZM168 228V227H167ZM179 228V227H178ZM41 229V230H40ZM60 229H59V227H58V230L60 231ZM194 229H196V228H194ZM193 229V230H194ZM232 229V228H231ZM128 230V229H127ZM168 230V229H167ZM190 230H191V228H190ZM192 230V231H193ZM199 230V229H198ZM21 231V230H20ZM23 231V230H22ZM49 231H50V233H49ZM131 231V230H130ZM163 231V232H164ZM179 231V230H178ZM195 231V230H194ZM200 231V230H199ZM27 232H28V230H27ZM42 232V233H41ZM47 233V235L45 234V233ZM173 232V231H172ZM190 232V231H189ZM201 232V231H200ZM39 233H40V236H39ZM44 233V234H43ZM51 234V233H53V234H51V235H53V237L51 236L50 237V239H49V234ZM72 233V232H71ZM122 233V232H121ZM136 233V232H135ZM167 233H169V231H167V232H165V236L164 235H162L163 237H160V238H162V240H163V238L164 239H167ZM193 233V236H194V234H195V232H192ZM204 233V232H203ZM209 233V232H208ZM207 232H206V234H208ZM216 233V235H214V234ZM171 234V233H170ZM201 234H202V232H201ZM205 234V233H204ZM41 235L43 236V237H41ZM58 235V234H57ZM138 235V234H137ZM136 235V236H137ZM141 235V234H140ZM169 235V234H168ZM189 235H192L191 233L189 234ZM196 235V234H195ZM217 235L219 236V237H217ZM233 235H235V234H233ZM4 236V237H3ZM17 236V237H16ZM27 236V237H26ZM47 236V237H46ZM135 236V235H134ZM171 236V235H170ZM176 236V235H175ZM174 236V237H175ZM199 236V235H198ZM46 237V238H45ZM121 237H123V236H121ZM133 237V236H132ZM132 237H131V239H132ZM140 236H137V238H139ZM185 237V236H184ZM183 237V238H184ZM186 237L187 238H189V236H187L186 235ZM185 237V238H186ZM195 237V236H194ZM200 237V236H199ZM205 237V236H204ZM1 238V237H0ZM20 238V237H19ZM127 238V237H126ZM143 238H144V236H143ZM143 238H142V236H141V239H140V241H142L143 240ZM157 238V237H156ZM172 238H173V236H172ZM176 238V237H175ZM183 238L181 239V241H183ZM196 238V237H195ZM203 238V237H202ZM234 238H235V236H234ZM1 239V240H2ZM18 239V238H17ZM42 239V240H43ZM64 239V238H63ZM154 239V238H153ZM159 239V238H158ZM171 239V238H170ZM193 239V238H192ZM196 239H198V238H196ZM236 239V238H235ZM5 240V239H4ZM12 240V241H11ZM13 240H14V243H13ZM20 240V239H19ZM160 240V239H159ZM159 240H158V245H156L155 246V248L157 247V246H159L160 245V248H159V250H158V247H157V250L156 251H159V252H156V254L154 253V254H152V252H151V254L149 253V254H147V255H144V253H142L141 255H139V256H134L133 258H131V259H124L123 258V260H120L119 259V261H118V259L117 260H115V259H113L114 260V262H113V260H110V259H108V257H107V261H105L106 260V257L105 256H103V257H105V260L103 259V261L101 260L102 259V257H101V259H98L97 257L99 256V255H96L95 256V254H94V257H96L97 259H95L94 257H93V255H88L87 257H86V259H83V260H85L83 263L84 264H195V262L196 263H199V261L201 260H198V258H200V254H203L204 253V249H202L203 250V252L202 253H200L199 254V256H197L196 258H197V260L198 261H195V262H193L196 258H193V259H191L190 258V256H192V255H190V253H192V252H189V249H190V251H192V249H195L196 250V248H192L191 249V243H189V242H191V240H189V244L191 245L190 246V248L188 249L187 247H183V246H185V245H182L181 247H179L178 245H181V243H179V241H178V243L179 244H177V246L175 247V246H173V242H172V244H168V241L167 240H165V241H167V243H166V247L169 245L170 247H174L175 249L174 250H172L173 248H170V250H169V247L168 248H166V247H164L162 244H165V243H162V244H159ZM185 240V239H184ZM188 240V239H187ZM200 240V239H199ZM22 241V240H21ZM39 240H37V242H38ZM41 241V240H40ZM62 241V242H61ZM138 241V240H137ZM149 241V240H148ZM153 240H151L150 241V243L152 242ZM195 241V240H194ZM193 241V242H194ZM25 242H26V240H25ZM139 242V241H138ZM137 242V243H138ZM161 242H163V241H160V243ZM169 242H171V240L169 241ZM184 242H186V241H184ZM202 242V241H201ZM200 242V243H201ZM234 243L236 242V240L235 241H233ZM232 242V243H233ZM3 243V242H2ZM43 243V244H42ZM141 243H145V241L144 242H141ZM149 243V242H148ZM153 243V242H152ZM187 243V242H186ZM197 243V242H196ZM195 243V244H196ZM231 243V244H232ZM233 243V244H234ZM5 243H3V244H1L0 243V246H3L2 247V253L4 252V250L6 249L7 250V248H4V245ZM19 244V243H18ZM21 244H24V243H21ZM26 244H27V242H26ZM132 244V243H131ZM147 244V243H146ZM168 244V245H167ZM197 244H199V242L197 243ZM230 244V245H231ZM37 245V246H36ZM41 245H44L42 248H40L41 247ZM141 246H142V244H140ZM152 245V244H151ZM162 245V246H161ZM193 245H194V243H193ZM7 247L9 246V245H6ZM15 246H17L16 245V243H15ZM25 245H23V247H24ZM38 246H40V247H38ZM127 247H128V245H126ZM147 246H148V244H147ZM189 246V245H188ZM196 246V245H195ZM194 246V247H195ZM201 246V245H200ZM228 246H229V244H228ZM227 245L225 246L226 248L228 247ZM13 247H14V245H13ZM124 247V246H123ZM131 247V246H130ZM136 247V246H135ZM137 247H139L138 245H137ZM144 247V246H143ZM163 247V248H162ZM193 247V246H192ZM233 247V246H232ZM1 248V247H0ZM12 248V247H11ZM11 248H9V251H10V249ZM39 248V249H38ZM201 248V247H200ZM225 248V249H226ZM229 248V247H228ZM4 249V250H3ZM13 249H15V247L13 248ZM122 249V248H121ZM137 249V248H136ZM144 250V249H143ZM153 250V249H152ZM151 250V251H152ZM155 250V249H154ZM153 250V251H154ZM202 250H199L200 252L202 251ZM228 250V249H227ZM9 251H8V253H9ZM11 251L13 252L14 250H12L11 249ZM21 251V252H20ZM194 251V250H193ZM197 251V250H196ZM15 252V251H14ZM17 252V253H18ZM131 252V251H130ZM140 252V251H139ZM144 252V251H143ZM198 252V251H197ZM207 252V251H206ZM206 252L203 254V256H206ZM6 253V252H5ZM7 253V254H8ZM11 253V252H10ZM9 253V254H10ZM104 253V252H103ZM111 253V252H110ZM114 253H117V252H114ZM194 253H195V251H194ZM4 254V253H3ZM3 254H1V256H3ZM11 254H14V253H11ZM10 254V255H11ZM100 254H101V252H100ZM121 254V253H120ZM146 254V253H145ZM212 254V253H211ZM102 255V254H101ZM111 255H113V257H114V254H111ZM117 255V254H116ZM133 255V254H132ZM153 255V256H152ZM7 256V255H6ZM5 256V257H6ZM9 256V255H8ZM121 256H123V255H121ZM125 256H127V255H125ZM202 256V255H201ZM208 256V255H207ZM207 256H206V259H209V258H207ZM252 256H254V254L252 255ZM13 258L12 257V255L11 256H9L8 258ZM14 257H17V255L16 256H14ZM18 257H20V256H18ZM111 257V256H110ZM210 257V256H209ZM257 257V256H256ZM255 256H254V258L252 259V257L250 258V260L252 259V261L253 260H255V259H257L258 260V258H256ZM2 258V257H1ZM7 258V257H6ZM72 260H71V259ZM100 258V257H99ZM155 258V259H154ZM202 258V260H201V263H202V261H204L203 260V257H201ZM205 258V257H204ZM212 258V257H211ZM5 259V258H4ZM16 259V258H15ZM18 259V258H17ZM21 259V258H20ZM70 259V260H69ZM214 259H216L215 257H213V260ZM5 260H7V259H5ZM9 260H11V259H9ZM192 260V261H191ZM73 261H75V260H73ZM116 261H117V263H116ZM206 262H208L207 260H205ZM232 261V260H231ZM262 261H264L263 259H262ZM3 262V261H2ZM21 262H19V263H21ZM77 262V264H81V262H79L78 263V261H76ZM76 262H75V264H76ZM86 262V263H85ZM193 262V263H192ZM245 262V261H244ZM4 263H8L9 264V261H5ZM12 263V262H11ZM18 263V264H19ZM68 263V264H69ZM82 263V264H83ZM200 263V264H201ZM205 263V262H204ZM209 264H211L212 263V261H210V262H208ZM252 263H255V264H257L255 261L254 262H252ZM203 264V263H202ZM207 264V263H206ZM240 264V263H239ZM250 264V263H249ZM264 264V263H263Z\"/></svg>",
	"mask_w": 264,
	"mask_h": 264
},
{
	"label": "water",
	"instance_id": "obj_4",
	"mask_svg": "<svg viewBox=\"0 0 264 264\" xmlns=\"http://www.w3.org/2000/svg\"><path fill=\"white\" fill-rule=\"evenodd\" d=\"M86 39L108 63V49L73 0H67ZM98 6L102 17L117 26L137 24L164 35L181 53L179 60L155 68L157 75L177 69L195 71L185 82L149 90L119 88L106 83L117 79L62 70L41 59L12 51L0 44V69L28 86L87 106L108 115L142 116L179 107H191L231 94L264 77V18L227 15L201 0H107ZM43 11L53 15L39 2ZM49 46L46 44L44 51ZM98 47L101 48L100 51ZM43 51V52H44ZM117 64L128 70L125 64ZM113 67V66H112ZM72 69V68H71Z\"/></svg>",
	"mask_w": 264,
	"mask_h": 264
},
{
	"label": "built area",
	"instance_id": "obj_5",
	"mask_svg": "<svg viewBox=\"0 0 264 264\" xmlns=\"http://www.w3.org/2000/svg\"><path fill=\"white\" fill-rule=\"evenodd\" d=\"M148 205L152 208V209H158V201L156 198L154 197H150L148 199Z\"/></svg>",
	"mask_w": 264,
	"mask_h": 264
},
{
	"label": "trees",
	"instance_id": "obj_6",
	"mask_svg": "<svg viewBox=\"0 0 264 264\" xmlns=\"http://www.w3.org/2000/svg\"><path fill=\"white\" fill-rule=\"evenodd\" d=\"M3 72H5V71H3V70H1L0 69V73H3ZM114 77V76H113ZM114 78H118V79H128V78H122V77H114ZM32 89H34V90H36V91H40L41 92V90H38V89H36V88H34V87H32V86H30ZM43 92V91H42ZM67 100V99H66ZM82 106V105H81ZM84 107H86V108H89V107H87V106H84ZM99 114H104V113H101V112H98ZM119 116H122V115H119ZM127 117H138V116H127Z\"/></svg>",
	"mask_w": 264,
	"mask_h": 264
}]
</instances>
